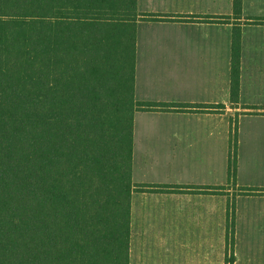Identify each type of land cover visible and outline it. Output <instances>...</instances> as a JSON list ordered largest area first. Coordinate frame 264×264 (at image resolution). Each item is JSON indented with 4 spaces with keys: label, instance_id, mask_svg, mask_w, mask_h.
<instances>
[{
    "label": "trees",
    "instance_id": "obj_1",
    "mask_svg": "<svg viewBox=\"0 0 264 264\" xmlns=\"http://www.w3.org/2000/svg\"><path fill=\"white\" fill-rule=\"evenodd\" d=\"M135 13L0 0V264H129L133 116L153 108L133 97ZM240 48L235 27L231 103Z\"/></svg>",
    "mask_w": 264,
    "mask_h": 264
},
{
    "label": "crops",
    "instance_id": "obj_2",
    "mask_svg": "<svg viewBox=\"0 0 264 264\" xmlns=\"http://www.w3.org/2000/svg\"><path fill=\"white\" fill-rule=\"evenodd\" d=\"M135 14L133 97L153 108L133 116L129 264H218L232 217L235 240H264V0L237 18L233 0H136Z\"/></svg>",
    "mask_w": 264,
    "mask_h": 264
},
{
    "label": "rangeland",
    "instance_id": "obj_3",
    "mask_svg": "<svg viewBox=\"0 0 264 264\" xmlns=\"http://www.w3.org/2000/svg\"><path fill=\"white\" fill-rule=\"evenodd\" d=\"M261 123H264L263 119H261ZM233 197H235V193ZM234 213L235 212H232V216ZM233 221V217L231 220H228V231L225 241L223 243H218L219 253L222 252L223 254V256L219 258L218 264H264L263 238L260 239L257 233L251 234L250 229L249 234H241L235 240L233 231L231 230L233 229ZM258 223L259 222H255L254 226L251 228H258ZM247 226L250 227L249 224Z\"/></svg>",
    "mask_w": 264,
    "mask_h": 264
}]
</instances>
